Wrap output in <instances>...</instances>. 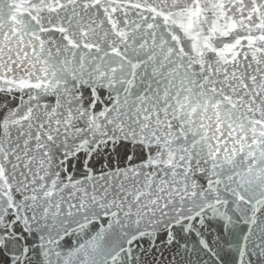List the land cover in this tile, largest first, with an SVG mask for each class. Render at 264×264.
<instances>
[{"label":"snow or ice","instance_id":"snow-or-ice-1","mask_svg":"<svg viewBox=\"0 0 264 264\" xmlns=\"http://www.w3.org/2000/svg\"><path fill=\"white\" fill-rule=\"evenodd\" d=\"M0 264H264V0H0Z\"/></svg>","mask_w":264,"mask_h":264}]
</instances>
